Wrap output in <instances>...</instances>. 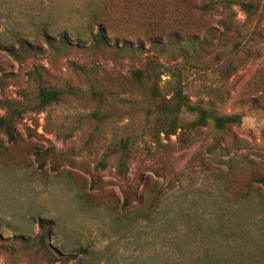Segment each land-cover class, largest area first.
<instances>
[{
  "label": "rangeland",
  "instance_id": "rangeland-1",
  "mask_svg": "<svg viewBox=\"0 0 264 264\" xmlns=\"http://www.w3.org/2000/svg\"><path fill=\"white\" fill-rule=\"evenodd\" d=\"M219 1L203 11L206 0H0V42L23 37L40 50L17 62L0 49V99L31 98L39 83L77 89L27 110L10 138L0 130V264H264V0H247L259 5L250 15L229 0L227 28ZM139 3L156 12L154 22H144ZM188 24L201 42L189 63L141 35L152 30L166 44L169 29ZM137 37L139 52L121 50L124 38L135 49ZM150 57L166 67L157 79L163 94L180 69L192 101L240 123L154 138L144 115L150 80L131 75ZM91 89L118 98L101 101ZM126 138L124 179L111 150ZM41 232L48 253L36 246Z\"/></svg>",
  "mask_w": 264,
  "mask_h": 264
},
{
  "label": "trees",
  "instance_id": "trees-1",
  "mask_svg": "<svg viewBox=\"0 0 264 264\" xmlns=\"http://www.w3.org/2000/svg\"><path fill=\"white\" fill-rule=\"evenodd\" d=\"M223 6L224 21L222 22L227 28L228 24L233 21V13L229 4V0H220ZM219 1V2H220ZM206 4H203L200 9L207 11L211 9L213 0H206ZM240 8L248 15L253 14L258 10L259 5L253 3V1L239 0L237 1ZM129 14L131 10H128ZM146 13V18L144 22H154L151 20L152 14H156L153 9H151L148 3H139L138 10ZM123 13V12H122ZM133 17V13L130 14ZM134 18V17H133ZM139 27V26H138ZM138 27L135 26L136 30ZM150 29L154 28L149 27ZM180 29L167 31L166 44L161 42L158 37L152 33V30L146 32L143 35L144 38L150 41V44L158 51L171 50L172 53L178 52L185 63H189L190 57L195 59L194 52L201 42L198 41V35L194 31V25H189L185 27H177ZM184 31V35L182 34ZM42 36L44 37L45 43L48 47L52 49H57L56 42L49 33L45 26L41 28ZM192 32V33H191ZM103 26L97 25L96 32L91 39L97 45L104 44L103 42ZM181 33V34H180ZM137 35V34H136ZM140 35V36H141ZM137 37V43L135 49L130 46V39L122 40L121 50L130 51L131 53H137L141 50L142 44L141 40ZM205 39V38H203ZM59 43L63 47H69L70 43L67 41L66 36L62 35L59 38ZM182 41V42H181ZM0 49H3L8 56L12 57L17 62H22L27 58L34 57L40 50L33 43L29 42L23 37H17L14 43L3 44L0 42ZM195 49V50H194ZM162 64L156 62L153 58H147L145 60V67L135 68L131 71V75L135 81H141L142 79L150 80L151 86L149 88V98L147 105L144 106V115L146 119L152 120L151 135L156 138L161 133L164 136L169 137L170 135H178L185 140L186 133L189 131H195L201 127L207 126L209 123L212 124L214 129L223 130L232 125L240 123V116L237 114H221L217 113L210 106H204L201 104L202 101H192L190 97L184 92L183 84L181 80L180 69H174L170 72L171 80L167 82L170 89L169 94H163L161 92V87L158 84L157 79L164 73ZM229 63L226 65L228 70ZM169 71L170 69H166ZM233 70V69H232ZM34 77H40L41 73L39 70H33L30 73ZM1 76H0V86H1ZM77 89L72 86L66 88L47 86L42 83L38 84L36 91H32L31 98L28 97L26 91H19V97L17 99H0V105L6 109V114L0 118V130L3 131L9 138L12 136V129L15 121H17L22 114L27 110L41 112L47 106L59 103L63 100L65 96H70L75 94ZM91 94L98 100H110L112 98H118L116 92L107 89H91ZM186 115L191 116L190 119H186ZM93 116L96 118H103L102 113L99 109L93 112ZM130 139L126 138L119 143V150H111V152L119 153V161L116 165V172L118 175L125 179L128 170V160H129V145ZM102 164V163H101ZM130 200L127 194L123 195L122 206L126 207L130 204ZM47 222L39 221V227L45 228ZM45 235L43 232L39 233L37 236L36 246L38 248L44 249L47 253L48 250L45 245ZM50 264V263H49ZM52 264V262H51Z\"/></svg>",
  "mask_w": 264,
  "mask_h": 264
}]
</instances>
